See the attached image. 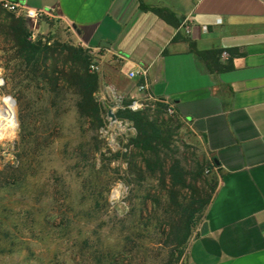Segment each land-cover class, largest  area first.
I'll list each match as a JSON object with an SVG mask.
<instances>
[{
	"label": "rangeland",
	"instance_id": "rangeland-1",
	"mask_svg": "<svg viewBox=\"0 0 264 264\" xmlns=\"http://www.w3.org/2000/svg\"><path fill=\"white\" fill-rule=\"evenodd\" d=\"M88 56L53 11L32 20L0 5V108L16 113L0 137V264H185L205 211L180 246L182 207L212 192L219 170L202 138L161 102L139 111L167 140L157 155L136 149L134 123L115 116L126 101L103 99L106 83L89 66L104 108L96 129L78 108ZM99 182L113 183L101 191Z\"/></svg>",
	"mask_w": 264,
	"mask_h": 264
},
{
	"label": "crops",
	"instance_id": "crops-1",
	"mask_svg": "<svg viewBox=\"0 0 264 264\" xmlns=\"http://www.w3.org/2000/svg\"><path fill=\"white\" fill-rule=\"evenodd\" d=\"M17 1L76 24L106 83L103 99H138L141 78L129 72L145 70L152 94L172 100L216 158L218 184L185 264H264V0ZM151 8L169 9L179 26ZM187 40L224 50L223 64L233 50L232 68L210 73Z\"/></svg>",
	"mask_w": 264,
	"mask_h": 264
},
{
	"label": "trees",
	"instance_id": "trees-1",
	"mask_svg": "<svg viewBox=\"0 0 264 264\" xmlns=\"http://www.w3.org/2000/svg\"><path fill=\"white\" fill-rule=\"evenodd\" d=\"M141 5H143L142 0H138ZM160 18L164 19L167 22L174 24V26H179L180 20H177L174 13L171 12L167 8H151ZM180 36H176L179 38ZM175 38V39H176ZM189 43V48L192 53H194L200 60H202L210 73H219L224 70H228L232 68V56L235 55V52L231 49L226 50L230 54V59L226 64L220 62V56L224 50L222 49H207V50H198L194 43L187 40ZM92 58L91 56L86 57L84 59V70L78 75V84H79V94L80 100L78 102V108L81 115L85 117H92L95 122V128H101L104 125L103 114L104 108L103 104L99 102L95 94L98 91V76L96 72H90L89 66L91 64ZM130 101L124 102V108L118 109L115 116L119 120H130L134 123L137 134L135 138L132 140L133 146L141 151L142 153L150 152L154 155H157V150L159 145L162 142H165L168 136H164L166 130L160 128V126L150 120L145 112L143 111H132L128 108ZM212 166L218 167L217 161L215 157H211ZM129 164L131 162L129 161ZM155 165L154 162L147 161V167H152ZM175 182L177 185L184 186L185 182ZM7 188L15 189V190H28L29 182H4ZM61 184V188L64 189L65 182H58ZM99 189L103 191L105 187H109L113 182H99ZM87 185H91V182H85ZM98 184V183H97ZM218 181L213 188L212 192L207 193L206 190L202 193H197L193 198L189 200V202L182 207V215L184 217L183 224L178 227L179 229H183L182 236L177 239L178 245L184 244L189 238L193 228L196 226L197 221H199L200 217L203 215L207 206L209 205L211 198L215 192ZM2 185V183H1ZM98 187V186H97ZM96 186L93 188L95 190ZM100 191V192H101ZM25 194H28L25 191ZM203 220L200 223H202ZM180 233V232H179ZM113 262L115 259L112 260Z\"/></svg>",
	"mask_w": 264,
	"mask_h": 264
},
{
	"label": "built area",
	"instance_id": "built-area-1",
	"mask_svg": "<svg viewBox=\"0 0 264 264\" xmlns=\"http://www.w3.org/2000/svg\"><path fill=\"white\" fill-rule=\"evenodd\" d=\"M0 5L5 8L6 10L18 14H22L26 18L36 20L40 17L47 15L50 10L46 9H36L27 6L26 4L17 1V0H0ZM188 21H184L183 29L185 34H189L191 31L190 24L187 23ZM90 69L92 71L98 70L97 59L94 57V60L90 64ZM130 77H140L141 81L139 82L137 89L141 93V96L138 99L132 100V102L128 105V108L132 110H142L147 104H153L157 102L164 103L167 106V111L170 114H176L174 104L172 100L168 98H157L151 92V86L147 79L146 71H136V72H129ZM122 105V101H121ZM122 107H124L122 105Z\"/></svg>",
	"mask_w": 264,
	"mask_h": 264
},
{
	"label": "bare ground",
	"instance_id": "bare-ground-1",
	"mask_svg": "<svg viewBox=\"0 0 264 264\" xmlns=\"http://www.w3.org/2000/svg\"><path fill=\"white\" fill-rule=\"evenodd\" d=\"M15 121H16V113L12 108L6 106L0 108V137L7 130L9 129L11 130V128L15 124Z\"/></svg>",
	"mask_w": 264,
	"mask_h": 264
},
{
	"label": "water",
	"instance_id": "water-1",
	"mask_svg": "<svg viewBox=\"0 0 264 264\" xmlns=\"http://www.w3.org/2000/svg\"><path fill=\"white\" fill-rule=\"evenodd\" d=\"M72 28L77 32V33H80V30L79 28L76 26V24H73ZM108 115L111 116V118L114 120L115 119V116L113 114V112L111 110L108 111ZM207 233V224H203L201 226V234H206Z\"/></svg>",
	"mask_w": 264,
	"mask_h": 264
}]
</instances>
